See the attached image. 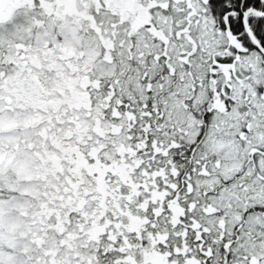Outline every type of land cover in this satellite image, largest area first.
I'll use <instances>...</instances> for the list:
<instances>
[{
    "label": "snow or ice",
    "instance_id": "snow-or-ice-1",
    "mask_svg": "<svg viewBox=\"0 0 264 264\" xmlns=\"http://www.w3.org/2000/svg\"><path fill=\"white\" fill-rule=\"evenodd\" d=\"M0 264H264V0H0Z\"/></svg>",
    "mask_w": 264,
    "mask_h": 264
}]
</instances>
